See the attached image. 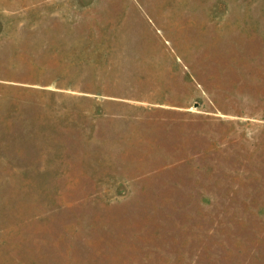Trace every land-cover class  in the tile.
<instances>
[{"label":"rangeland","instance_id":"374dc122","mask_svg":"<svg viewBox=\"0 0 264 264\" xmlns=\"http://www.w3.org/2000/svg\"><path fill=\"white\" fill-rule=\"evenodd\" d=\"M0 264H264V0H0Z\"/></svg>","mask_w":264,"mask_h":264}]
</instances>
